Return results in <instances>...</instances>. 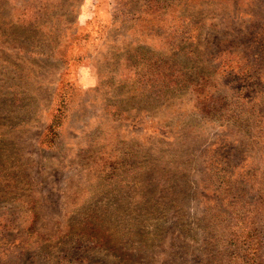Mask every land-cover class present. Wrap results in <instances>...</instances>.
<instances>
[{
    "label": "rangeland",
    "instance_id": "374dc122",
    "mask_svg": "<svg viewBox=\"0 0 264 264\" xmlns=\"http://www.w3.org/2000/svg\"><path fill=\"white\" fill-rule=\"evenodd\" d=\"M0 264H264V0H0Z\"/></svg>",
    "mask_w": 264,
    "mask_h": 264
}]
</instances>
